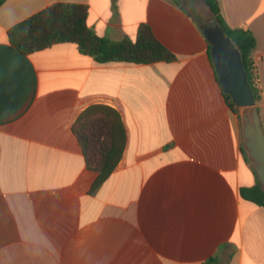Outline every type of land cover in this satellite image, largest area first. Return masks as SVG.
I'll use <instances>...</instances> for the list:
<instances>
[{"label": "crops", "instance_id": "1", "mask_svg": "<svg viewBox=\"0 0 264 264\" xmlns=\"http://www.w3.org/2000/svg\"><path fill=\"white\" fill-rule=\"evenodd\" d=\"M228 27L250 31L264 125V0H217ZM56 3L89 8L100 37L140 25L176 57L106 63L63 43L25 55L8 30ZM197 23L173 0H6L0 6V264H264V206ZM117 110L123 156L90 193L73 124L88 107Z\"/></svg>", "mask_w": 264, "mask_h": 264}, {"label": "trees", "instance_id": "2", "mask_svg": "<svg viewBox=\"0 0 264 264\" xmlns=\"http://www.w3.org/2000/svg\"><path fill=\"white\" fill-rule=\"evenodd\" d=\"M5 1L0 0V6ZM173 2L181 7L178 0H173ZM203 2L213 19L222 26L240 50L242 62L250 81L252 53L256 46L255 37L250 31L228 27L221 16L217 0H203ZM88 13L87 5L53 4L11 27L8 30V41L11 46L25 55L47 49L53 45L72 43L77 45L81 54L92 57L95 62L100 64H152L176 60V57L155 37L150 26L140 25L134 41L125 37L114 42L98 36L89 27ZM209 50L210 46L208 47L210 58ZM216 78L218 81L217 75ZM252 90L257 101L258 94L253 87ZM224 96L229 108L238 114L241 122V109L233 103L230 96L226 94ZM72 128L81 145L87 168L98 173V178L90 190V193H94L120 162L126 146V129L119 112L102 104L92 105L82 111ZM241 153L244 161L248 163L242 142ZM240 196L255 205L264 206V192L260 188L257 177L254 186L240 189ZM213 263L214 260L210 259L203 264Z\"/></svg>", "mask_w": 264, "mask_h": 264}, {"label": "water", "instance_id": "3", "mask_svg": "<svg viewBox=\"0 0 264 264\" xmlns=\"http://www.w3.org/2000/svg\"><path fill=\"white\" fill-rule=\"evenodd\" d=\"M183 6L210 46V59L223 93L242 109V144L248 164L264 192V125L240 50L217 21L205 22L191 7Z\"/></svg>", "mask_w": 264, "mask_h": 264}, {"label": "rangeland", "instance_id": "4", "mask_svg": "<svg viewBox=\"0 0 264 264\" xmlns=\"http://www.w3.org/2000/svg\"><path fill=\"white\" fill-rule=\"evenodd\" d=\"M178 1L181 4H185L187 7H191V9L197 14V16L203 19L205 22L214 20L203 0H178ZM240 113L242 115V109Z\"/></svg>", "mask_w": 264, "mask_h": 264}, {"label": "built area", "instance_id": "5", "mask_svg": "<svg viewBox=\"0 0 264 264\" xmlns=\"http://www.w3.org/2000/svg\"><path fill=\"white\" fill-rule=\"evenodd\" d=\"M250 84H251V87H253L258 94L259 77H258L257 67L255 63L253 62V60L251 62V67H250Z\"/></svg>", "mask_w": 264, "mask_h": 264}]
</instances>
